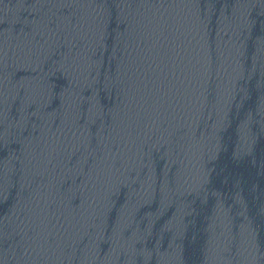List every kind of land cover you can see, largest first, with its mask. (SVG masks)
<instances>
[{"label":"water","instance_id":"95a60500","mask_svg":"<svg viewBox=\"0 0 264 264\" xmlns=\"http://www.w3.org/2000/svg\"><path fill=\"white\" fill-rule=\"evenodd\" d=\"M0 264H264V0H0Z\"/></svg>","mask_w":264,"mask_h":264}]
</instances>
